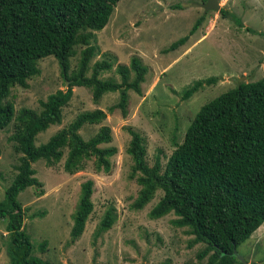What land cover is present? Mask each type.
<instances>
[{
	"label": "rangeland",
	"instance_id": "obj_1",
	"mask_svg": "<svg viewBox=\"0 0 264 264\" xmlns=\"http://www.w3.org/2000/svg\"><path fill=\"white\" fill-rule=\"evenodd\" d=\"M218 1L225 14L220 9L205 12L193 5L205 0H119L106 26L95 32L99 53L91 59L88 75L95 61L108 59L112 66L100 77L120 82L116 67L128 66L132 57H137L147 71L141 92L127 91L126 113L117 106L119 91L107 92L96 101L90 88L73 86L71 99L62 109L61 123L37 135L35 143H45L79 113L99 108L105 111V119L99 124L83 125L79 133L87 140L101 126H109L112 139L103 146H114L117 152L110 158L108 173L97 171L92 160L85 161L83 170L66 172V149L63 159L55 165L48 166L43 159L32 163L41 185L26 188L17 198L24 208L23 228L34 244V256L51 264H190L197 260V253L205 245L192 243L188 228L173 224V213L157 219L149 216L162 195L160 190L143 208L133 207L140 185L130 177L133 161L126 149L130 131H135L144 139L148 165L157 156L164 164L204 103L240 81H256L264 76V0ZM204 14V21L190 34ZM187 34L184 45L169 48ZM83 48L80 44L74 46L69 73L78 68ZM37 67L39 71L27 80V87H11L3 100L13 104L15 115L21 108L39 112L41 101L70 84L53 56L40 59ZM133 76L131 72L130 79ZM210 77L216 82L205 84L187 100L181 99L182 92L195 80ZM14 122L15 119L0 130V200L5 198L21 156L11 139ZM89 179L93 181V211L81 236L73 241V215L81 185ZM109 206L115 209V222L98 233ZM6 222L0 218V264L9 261ZM43 240L47 244L41 252L38 245ZM237 252L246 264H264V222L239 245Z\"/></svg>",
	"mask_w": 264,
	"mask_h": 264
},
{
	"label": "trees",
	"instance_id": "obj_2",
	"mask_svg": "<svg viewBox=\"0 0 264 264\" xmlns=\"http://www.w3.org/2000/svg\"><path fill=\"white\" fill-rule=\"evenodd\" d=\"M118 1L0 0V130L15 119L11 139L21 153L17 172L0 200V218L7 220L9 234L8 264H51L33 255L34 244L23 228L24 208L17 198L26 188L41 185L32 163L43 159L46 165H55L66 149L63 168L70 174L83 170L87 160L93 161L97 171L108 173L111 169L110 158L117 148L103 146L112 139L111 128L103 125L87 140L79 133L83 125L105 119L102 109L83 111L45 143L37 145L35 141L39 133L61 123L73 86L90 88L96 101L107 92L119 91L117 106L123 113L127 91L141 92L147 69L137 57H132L128 66L117 65L120 82L100 77L112 66L108 59L95 61L87 74L91 59L99 53L95 32L106 26ZM219 12L225 14L223 8ZM204 19L205 14L196 20L190 34ZM188 38L189 34L180 37L169 48L184 45ZM78 44L84 46L78 68L69 73L70 58ZM47 56L56 58L69 86L49 94L41 101L39 112L21 108L15 115L13 104L3 100L11 87H27V80L39 71L38 61ZM215 82L214 77L195 80L181 99L187 100L205 84ZM130 133L126 149L133 161L130 177L140 185L133 207L143 208L160 190L162 195L149 216L157 219L173 213V224L188 228L192 243L205 245L190 264H244L233 250L237 251L264 222V76L240 81L204 103L164 164L157 156L148 165L143 137L132 130ZM92 192L93 181L83 182L70 231L73 241L81 236L93 211ZM115 219V209L109 206L97 232L108 230ZM46 244V240L39 243L41 252Z\"/></svg>",
	"mask_w": 264,
	"mask_h": 264
},
{
	"label": "water",
	"instance_id": "obj_3",
	"mask_svg": "<svg viewBox=\"0 0 264 264\" xmlns=\"http://www.w3.org/2000/svg\"><path fill=\"white\" fill-rule=\"evenodd\" d=\"M193 5L202 7L205 12H207L209 10H219L220 9V4H219V1L218 0H205L204 3H201V4H193ZM233 254H235L236 257L241 262H243L244 264H246V262L244 261V259L242 258V256L235 249L233 250Z\"/></svg>",
	"mask_w": 264,
	"mask_h": 264
}]
</instances>
